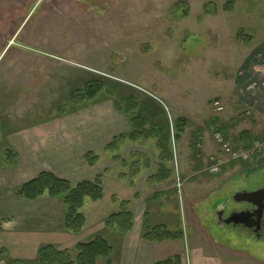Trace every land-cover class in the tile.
Instances as JSON below:
<instances>
[{
  "label": "rangeland",
  "instance_id": "1",
  "mask_svg": "<svg viewBox=\"0 0 264 264\" xmlns=\"http://www.w3.org/2000/svg\"><path fill=\"white\" fill-rule=\"evenodd\" d=\"M227 1L0 0V155L8 134L72 110L73 93L89 82L106 84L98 99L157 98L171 133L177 119H187L188 147L200 131L214 141L219 127L233 143L259 145L251 161L228 163L212 175L215 153L193 176L204 182L195 193L166 195L165 210L179 224L169 229L182 238L165 256L182 254L186 264H264V243L214 221L218 206L236 207L238 190L264 182V0H234L232 13L223 11ZM171 147L177 156L181 147L172 134Z\"/></svg>",
  "mask_w": 264,
  "mask_h": 264
},
{
  "label": "crops",
  "instance_id": "2",
  "mask_svg": "<svg viewBox=\"0 0 264 264\" xmlns=\"http://www.w3.org/2000/svg\"><path fill=\"white\" fill-rule=\"evenodd\" d=\"M126 84L140 90L135 84ZM130 95L133 96L126 94ZM121 96L126 97L123 93ZM150 97L152 99L138 101L140 113L149 118L151 123L170 125L163 114L166 112L164 103ZM186 130L178 140L181 148L180 151L177 148V162L167 164L173 174L163 182L150 181L157 174L159 165L160 153L155 138L145 143L126 142L115 153L105 150L115 138L132 131L128 118L115 107L111 99H97L88 106L67 111L65 115L60 114L48 122L24 126L8 134L7 144L18 155L19 164L12 168L0 165V253L5 251L10 259L35 264L38 251L43 246L53 245L60 250L73 249L78 243L105 234V220L120 211L121 201H127L135 216L134 227L122 239L108 238L114 247L113 263L155 264L170 258L165 255L172 248L171 245H180L181 239L144 241L141 235L145 214L148 215V224L152 226L163 225L168 229L177 227L179 224L172 223L171 213L165 210L164 198L170 194L176 196L178 178L182 182L181 194H191L190 188L195 193L199 183L203 182L199 180L198 183L197 177H193L199 175L201 162L207 163L211 157L219 155V147L206 132L195 134L196 143L188 147ZM198 143H202L200 151L196 149ZM87 153L99 156L95 166H89L84 160ZM114 157H118L119 161L114 160ZM146 161L150 162L149 167L145 165ZM135 163H139L140 172L129 178ZM191 167L195 172L188 175ZM43 171L53 172L73 184L85 180L94 181L102 175L104 198L97 203H87L86 200L82 209L86 226L81 234L66 232L63 209L57 199L42 197L28 201L14 195L18 187L35 179ZM152 202H157L158 206L157 211L151 213L146 210ZM176 255L182 258V264H186L182 254ZM201 258V252L196 250L194 260L201 262ZM210 262L220 264L216 260ZM0 264H7L5 258Z\"/></svg>",
  "mask_w": 264,
  "mask_h": 264
},
{
  "label": "trees",
  "instance_id": "3",
  "mask_svg": "<svg viewBox=\"0 0 264 264\" xmlns=\"http://www.w3.org/2000/svg\"><path fill=\"white\" fill-rule=\"evenodd\" d=\"M235 5L234 0H228L223 7V11L232 13L235 10ZM177 7H187V3L180 2ZM204 8L205 13L210 15V6L206 5ZM188 14V10L185 9L184 16H188ZM105 85L103 82L93 81L87 83L83 90L74 92L72 96L76 103L72 110H78L94 103L98 99L97 97L104 91ZM110 99L113 100L115 107L126 115L132 126V131L115 138L105 150L115 153L126 142L145 143L155 138L157 140L156 147L160 153L159 165L157 174L150 181L163 182L171 178L173 171L167 167V164L173 162L174 159L171 147L170 125L161 122L151 123L149 118L140 113L141 111L139 110L137 100L129 98L122 103L111 97ZM66 113L67 111L60 114L65 115ZM187 126L188 121L185 118H179L175 121V140L180 139L181 135L187 129ZM219 130L224 133L222 127H219ZM241 138L248 139V134L244 133ZM3 142L4 145H7V148L3 149L0 155V165L3 168L17 166L19 164L18 155L11 148H8L6 139ZM117 158L114 157V160L119 161ZM84 160L92 167L99 161V156L95 153H87ZM123 164L126 165L124 162ZM138 164L135 163L132 165L129 178H133L139 174L140 167ZM145 165L149 167L150 162L146 161ZM14 195L28 201H35L42 197L57 199L63 209V223L66 232L79 235L86 226V217L82 212L86 200L97 203L104 198L102 175L97 176L94 181L85 180L73 184L53 172L43 171L35 179L18 187L14 191ZM113 200L116 201V199ZM147 217L148 215L146 213L144 217L146 220L144 221L141 235L144 241L163 242L167 240H180L182 238V233L179 231L172 232L166 226H152L148 224ZM134 219L135 216L132 210H130V203L121 201L120 211L111 214L105 220V234H100L88 242L78 243L73 249L60 250L53 245L43 246L38 251L35 264H99L100 259L104 260V264H114L112 261L114 247L108 238H124L133 230ZM5 253V251L0 253V261L4 260ZM6 263L25 264L26 262L9 258L6 260ZM155 264H182V258L176 255L165 260L157 261Z\"/></svg>",
  "mask_w": 264,
  "mask_h": 264
},
{
  "label": "flooded vegetation",
  "instance_id": "4",
  "mask_svg": "<svg viewBox=\"0 0 264 264\" xmlns=\"http://www.w3.org/2000/svg\"><path fill=\"white\" fill-rule=\"evenodd\" d=\"M233 198L237 204L235 208L217 207L214 213L216 225L233 229L244 239L264 243V182L251 190H238Z\"/></svg>",
  "mask_w": 264,
  "mask_h": 264
},
{
  "label": "built area",
  "instance_id": "5",
  "mask_svg": "<svg viewBox=\"0 0 264 264\" xmlns=\"http://www.w3.org/2000/svg\"><path fill=\"white\" fill-rule=\"evenodd\" d=\"M216 106H219V103H216ZM218 110L221 108L218 107ZM213 127V126H212ZM172 126V140L174 147H176L175 133ZM213 139L217 146L219 147V155L212 160V164L208 168V172L212 175H217L222 171L224 165L232 162H243L247 163L252 160L254 156V151L256 148H259L258 143L254 144L252 148L245 146L244 144H235L228 140L226 136L219 130H213ZM199 146V145H198ZM175 160L177 161V156L174 153ZM178 191H181L182 182L178 178Z\"/></svg>",
  "mask_w": 264,
  "mask_h": 264
},
{
  "label": "water",
  "instance_id": "6",
  "mask_svg": "<svg viewBox=\"0 0 264 264\" xmlns=\"http://www.w3.org/2000/svg\"><path fill=\"white\" fill-rule=\"evenodd\" d=\"M249 195H251V194H249Z\"/></svg>",
  "mask_w": 264,
  "mask_h": 264
}]
</instances>
